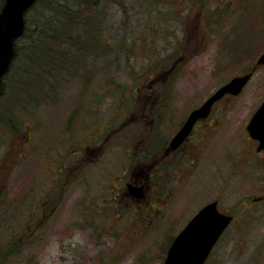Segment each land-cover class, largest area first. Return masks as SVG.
Returning a JSON list of instances; mask_svg holds the SVG:
<instances>
[{"label": "rangeland", "instance_id": "1", "mask_svg": "<svg viewBox=\"0 0 264 264\" xmlns=\"http://www.w3.org/2000/svg\"><path fill=\"white\" fill-rule=\"evenodd\" d=\"M119 1L106 10L110 33L105 37L115 48L126 36L131 47L119 57L111 55L109 64L103 59L104 69L95 62L85 75L75 72L61 83L53 77L57 89H25L30 93L14 112L5 110V101L21 98L9 87L31 76L28 59L15 56L4 76L0 242L5 240V264H162L173 237L212 200L233 216L204 264H264V151L256 152L246 131L264 98V64L256 65L264 51V0H206L203 7L199 0ZM227 3L232 12L225 10ZM219 8L225 11L213 16ZM176 59L165 81L163 70ZM249 70L253 75L229 107L223 113L222 105L216 107L215 136H202L203 142L192 138L196 149L209 140L211 148L200 156L196 149L186 153L181 168L179 158H172L177 164L150 203L127 205L128 199L113 190L125 176L136 137L146 139L142 120L125 126L120 138H110L101 159L92 156L83 174L74 169L71 175L78 176L68 179L78 158L72 151L85 145L80 130L88 125L95 144L118 114L137 107L134 96L149 89L152 77H159L153 89L172 91L163 99L175 102L169 115L154 118L158 136L169 137L191 108ZM42 215L46 221L35 232L30 222Z\"/></svg>", "mask_w": 264, "mask_h": 264}, {"label": "trees", "instance_id": "2", "mask_svg": "<svg viewBox=\"0 0 264 264\" xmlns=\"http://www.w3.org/2000/svg\"><path fill=\"white\" fill-rule=\"evenodd\" d=\"M3 1L0 0V8ZM113 1L35 0L25 13L24 30L16 42V59H28L31 76H26L18 86L9 87L19 92L17 96L21 98L13 102L5 101V110L16 111L25 101V94L30 93L27 90L25 93V89H57L53 85V77L61 83L69 76L75 75V72H79L80 76L87 74L95 62L104 69L101 65L103 59H107L109 64L111 55L119 57L125 46L131 47L126 43V36H122L118 44L116 43L119 47L112 48L110 43H107L105 34L110 33V29L106 21V10L111 7ZM205 1L199 0V4L203 7ZM190 5L188 2V6ZM225 6V10H230L228 3ZM225 10L219 8L218 12L213 11L212 14L220 17ZM240 37L233 40L239 41ZM109 38L116 40L117 37L109 34ZM15 77L9 76L7 80H14ZM5 82L8 89V81Z\"/></svg>", "mask_w": 264, "mask_h": 264}, {"label": "flooded vegetation", "instance_id": "3", "mask_svg": "<svg viewBox=\"0 0 264 264\" xmlns=\"http://www.w3.org/2000/svg\"><path fill=\"white\" fill-rule=\"evenodd\" d=\"M179 60L180 59H176L172 63V65L169 66L168 70H163L165 81L168 80L169 75L175 69ZM158 78L159 77L151 78V81L147 86V88L149 89H144L142 96L140 93L135 94V104L137 105V107L131 108L129 111L124 110L122 113L118 114V116L113 119L111 128L107 130L106 127H104L103 138L99 136V138L101 139H97L95 144H90L89 133L91 129L88 127V125L84 126V128L80 130H83L82 132L83 134H85V142H83L85 145L83 146V149L72 151V155L78 156V158L75 159L72 163L73 165L70 166V176H68V179L74 180L78 176L79 171H81V174H83L86 169H88L92 156H96L97 160L99 158L101 159V154L104 155L106 144L110 143V138L115 139L116 136L117 138H120L122 134L121 130L125 128V126H127L131 122L142 120L145 125L144 131L147 132L146 139L141 137L138 138V136L136 137V143L132 144V146H134V150L132 151V153H130L129 150V154L127 155V158L130 160V162L128 165L123 167L125 176L123 177L121 183L118 182L116 186L112 187L114 188V192L128 199V203H125L127 205L133 206L135 203L142 201L150 203V201L154 198V194L157 193L159 188L161 189L163 187V184L167 181V174L170 176L171 171L177 164H172L171 159L174 157H178V167L181 168L182 166H185V160L181 162L180 158H182L186 153H194V149L196 148L194 143H192V138L197 135L198 140L203 142V140L201 139L202 136H215V133L218 129V124L214 123L213 121L219 120L213 118L216 112V107L222 105V107H219L220 109L218 108V110L223 113V110L225 108H228L230 103L232 102L231 99H233L237 95L225 94L219 100L215 101L212 104L209 114L205 118L197 119L194 122L188 135L179 144L172 147L170 145L171 138L180 129L190 111L198 106L191 108L183 121L179 124L178 128L169 137L167 135L159 137L158 133H161V130H159V127H156L154 125V118L157 117V120H159L169 115L170 107L172 105H175V102L163 101V99L167 97L169 98L172 94V91L170 89H153V82H155ZM139 90L140 89L138 88L134 89L133 91L135 92ZM119 99L122 100L121 96H119ZM229 100L231 101L229 102ZM161 114H163V116H161ZM124 115H126L127 117L125 118ZM122 117L124 118L121 120ZM97 121H99V119ZM99 126L100 123L97 126L93 127V129H99ZM252 140H254L256 143V152L264 151V149L257 150V141L255 139ZM211 146L212 140L205 141L200 146L198 145V149H196V152L200 156L202 151L209 150ZM198 155L196 159H198ZM74 169H78V172L74 171V174L71 175ZM139 186H141L140 195H138V190L136 189ZM209 202L211 201H208L205 204ZM50 215H52V213ZM46 218L47 215H42L38 219L36 224H34L33 220L32 222H30L33 224L32 227L35 232H39V228L42 227V223L46 221ZM0 222L4 224L5 219L0 220ZM30 234H33V232H31ZM0 264H5V240L0 242Z\"/></svg>", "mask_w": 264, "mask_h": 264}, {"label": "water", "instance_id": "4", "mask_svg": "<svg viewBox=\"0 0 264 264\" xmlns=\"http://www.w3.org/2000/svg\"><path fill=\"white\" fill-rule=\"evenodd\" d=\"M35 0H4L0 8V95L4 89V75L17 54L16 40L22 35L26 11ZM264 64V51L256 59V65ZM253 70L235 75L214 90L196 108L171 138L172 147L179 144L190 132L194 122L205 118L212 104L225 94L237 95L248 82ZM246 130L256 139L257 150L264 148V98L250 117ZM140 195L141 186L136 188ZM232 220V215L217 208V201L202 206L173 237L162 264H204L219 236Z\"/></svg>", "mask_w": 264, "mask_h": 264}, {"label": "bare ground", "instance_id": "5", "mask_svg": "<svg viewBox=\"0 0 264 264\" xmlns=\"http://www.w3.org/2000/svg\"><path fill=\"white\" fill-rule=\"evenodd\" d=\"M232 215V214H231ZM233 216V215H232Z\"/></svg>", "mask_w": 264, "mask_h": 264}]
</instances>
